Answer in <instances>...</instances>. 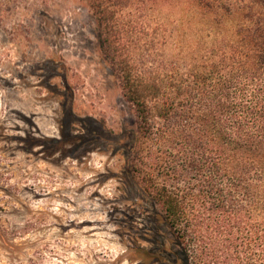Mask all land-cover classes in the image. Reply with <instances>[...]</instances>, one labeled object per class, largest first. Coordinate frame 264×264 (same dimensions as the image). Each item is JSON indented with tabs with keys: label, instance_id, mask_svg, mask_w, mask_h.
Listing matches in <instances>:
<instances>
[{
	"label": "rangeland",
	"instance_id": "obj_1",
	"mask_svg": "<svg viewBox=\"0 0 264 264\" xmlns=\"http://www.w3.org/2000/svg\"><path fill=\"white\" fill-rule=\"evenodd\" d=\"M146 21L170 41L201 28L193 0ZM134 129L89 0H0V264H170L180 246L128 172Z\"/></svg>",
	"mask_w": 264,
	"mask_h": 264
},
{
	"label": "trees",
	"instance_id": "obj_2",
	"mask_svg": "<svg viewBox=\"0 0 264 264\" xmlns=\"http://www.w3.org/2000/svg\"><path fill=\"white\" fill-rule=\"evenodd\" d=\"M156 1L89 0L135 116L128 172L180 246L170 264H264V0H193L187 42L147 23Z\"/></svg>",
	"mask_w": 264,
	"mask_h": 264
},
{
	"label": "bare ground",
	"instance_id": "obj_3",
	"mask_svg": "<svg viewBox=\"0 0 264 264\" xmlns=\"http://www.w3.org/2000/svg\"><path fill=\"white\" fill-rule=\"evenodd\" d=\"M9 135V134H8Z\"/></svg>",
	"mask_w": 264,
	"mask_h": 264
}]
</instances>
